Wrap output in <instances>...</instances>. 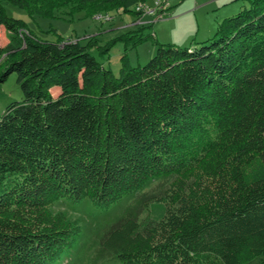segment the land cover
<instances>
[{
	"label": "trees",
	"instance_id": "1",
	"mask_svg": "<svg viewBox=\"0 0 264 264\" xmlns=\"http://www.w3.org/2000/svg\"><path fill=\"white\" fill-rule=\"evenodd\" d=\"M148 1L0 0L12 36L0 84L15 74L22 93L0 116V264H51L71 248L78 227L52 210L62 200L107 206L170 177L107 229L101 252L121 264H264V0L203 42L155 41L142 66L126 52L150 25L104 43L101 33L48 41L3 5L30 18L68 8L139 20ZM118 42L114 75L105 63ZM155 202L162 218L139 221Z\"/></svg>",
	"mask_w": 264,
	"mask_h": 264
},
{
	"label": "rangeland",
	"instance_id": "2",
	"mask_svg": "<svg viewBox=\"0 0 264 264\" xmlns=\"http://www.w3.org/2000/svg\"><path fill=\"white\" fill-rule=\"evenodd\" d=\"M155 1L157 0H149L145 4L152 6ZM249 4V0H170L171 9L166 13L169 16L163 20H158L155 15H144L140 20H137L131 14L118 15L103 11L94 14V16L108 14L111 17L110 21L103 23L96 21L94 16L85 18L82 12L70 15L68 8L55 11L53 18L42 19L39 17L30 18L23 10L6 3L3 5L9 17L23 20L37 37L48 41H55L57 35L65 39L75 37L83 39L86 36L101 33L100 41L104 43L128 31L150 25L151 27L143 29L145 35H151L150 39L134 49L130 48L129 43L126 52L132 66H142L154 55L155 41L178 47H189L195 43L203 42L214 35L218 25L224 19L248 8ZM113 28L116 30H111ZM106 30L111 31L105 32ZM205 33L206 36H203ZM188 35H191L188 42L182 40ZM11 37L3 27L0 28V45L2 47L8 43ZM124 45V42L116 43L105 63V66L114 75H117L120 69V57L123 54ZM21 98L22 93L16 83V75L11 74L6 82L0 84V116L9 104L18 102ZM173 180L174 177H170L151 182L140 193L125 195L107 206H97L89 198L81 201L62 200L52 210L61 212L68 220L75 223L78 233L71 248L51 264H121L114 257L101 252L100 240L103 234L128 209H138L148 199L161 196ZM164 211L163 203L149 204L147 209L140 212L139 221L148 218L158 221L164 215Z\"/></svg>",
	"mask_w": 264,
	"mask_h": 264
},
{
	"label": "built area",
	"instance_id": "3",
	"mask_svg": "<svg viewBox=\"0 0 264 264\" xmlns=\"http://www.w3.org/2000/svg\"><path fill=\"white\" fill-rule=\"evenodd\" d=\"M169 4L170 0H157L152 6H148L147 4H139L135 10L137 12H142L144 15H155L158 20H163L169 16L166 14L170 8ZM94 19L99 22H108L111 20V17L108 14H98L94 16Z\"/></svg>",
	"mask_w": 264,
	"mask_h": 264
},
{
	"label": "crops",
	"instance_id": "4",
	"mask_svg": "<svg viewBox=\"0 0 264 264\" xmlns=\"http://www.w3.org/2000/svg\"><path fill=\"white\" fill-rule=\"evenodd\" d=\"M169 7H171V5L169 6ZM140 20V19H139ZM146 23V22H145ZM145 26V25H144ZM214 28V27H213ZM116 30V28H113V29H111V30ZM111 30H106L105 32H108V31H111ZM214 30V29H213ZM203 36H206V33H205V35H203ZM191 37V35L189 36L188 35V37L187 38H185V39H182V40H186V42H188L189 41V38ZM75 38H77V37H75ZM75 38H73V39H75ZM68 39H71V38H68ZM185 42V43H186Z\"/></svg>",
	"mask_w": 264,
	"mask_h": 264
}]
</instances>
